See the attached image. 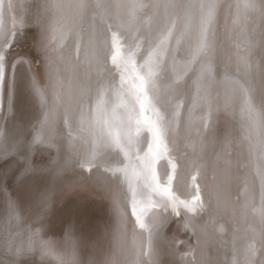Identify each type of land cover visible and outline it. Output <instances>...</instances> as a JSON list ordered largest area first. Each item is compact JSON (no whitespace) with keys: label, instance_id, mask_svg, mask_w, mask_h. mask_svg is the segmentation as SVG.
Returning <instances> with one entry per match:
<instances>
[{"label":"snow or ice","instance_id":"snow-or-ice-1","mask_svg":"<svg viewBox=\"0 0 264 264\" xmlns=\"http://www.w3.org/2000/svg\"><path fill=\"white\" fill-rule=\"evenodd\" d=\"M72 3L81 19L91 11L102 21L110 18L116 22V30H113L112 24L107 25L110 35L103 42L106 49L105 64L110 61L111 67L101 68L99 73L102 75L106 71L111 72L113 78L110 82L99 83L94 97L90 98L87 111L83 108L80 111L78 133H87V137L79 134L73 137L71 132L68 133L73 144L79 140L82 145L87 146L84 151L75 149V163L80 169L89 172L94 168H102L118 181L127 183L131 214L135 217V224L148 233L147 245L142 246L140 255L150 258L153 252V229L162 227L169 208L173 215L179 216L180 208L195 214L204 207L198 185L193 184L194 193L183 198L174 187V182L178 181L177 162L169 148L170 130L176 132L185 123L181 112L185 107L182 94L192 76H196L193 82L195 87L193 109L201 101L207 103L209 89L213 84L223 85L225 109L229 107V102L234 96L239 98L240 112L248 132L246 138L251 139L253 133L259 132L257 143L252 144L250 148L253 152L258 148L264 157V70L258 73L262 81L258 89L253 75L256 68L247 56H242L240 63L244 69V76L238 78L237 75L226 71L218 79L219 74L216 73L211 60L214 51L212 38L218 15L225 8V0H183L182 3L181 0H72ZM64 6L65 0H41L37 5L35 22L38 29H43V35L37 40L36 47L45 55L52 40L58 39V43L62 45L67 33L71 31L70 28L65 29L61 25L58 29H52L58 35L47 39L49 29L43 23L44 15ZM13 7V0H0V86H7L8 67L31 64V61L24 57H20L15 63H11L9 59L12 41L21 35L15 26L14 18L12 27L4 23L5 9L11 10ZM110 8L115 10L111 15ZM177 8H183V15L174 14ZM227 8L232 16V24L240 26L250 19V13L259 11L264 14V0H233ZM157 16L161 19L154 29L152 20ZM137 25L144 26L143 34L134 37L136 40L134 47L126 46V34L140 31ZM177 31L180 32L181 38L188 36L190 39L189 58L183 62L172 55L169 47ZM176 44H180V39H176ZM169 55H172L173 59L171 70L166 60ZM138 56L142 60L139 65ZM202 59L205 62L197 73L194 66ZM178 64H182L180 70L176 68ZM165 77L169 79L167 91L176 93V96L166 97L161 94L158 79L163 80ZM41 84L38 76L31 77L20 85L14 82L12 89L15 93L19 87L33 100L38 98L40 103L47 105L48 92ZM169 104L172 106L171 111L167 108ZM13 106L10 99L9 109L11 110ZM146 112H151L152 115H145ZM64 123H68L67 118L64 119ZM49 127L46 118L41 122L40 130L29 134L30 140L25 138L23 121L19 122L15 132L0 129V157H20L17 182L30 193L33 191L30 181L42 178L50 184L62 175L68 165V161L61 164L52 155L53 149L59 154L61 147L57 146L53 137L46 131ZM201 127L209 133L212 131L207 122ZM44 151L48 152L47 162L36 159V156ZM106 153L122 157L117 161L121 166L104 162L103 157ZM160 161H166L162 173L157 167ZM259 174L260 203L258 207L253 205L251 211L260 217L261 224L264 225V171ZM196 175L191 177L192 181L196 180ZM138 182L147 190V194L140 198ZM49 191V187L35 189L33 205L37 209V214L32 226L27 229L29 233L27 239L9 245V252L15 258L13 264H21L22 259L37 250L42 258L51 256L58 264H78L74 249L71 253L58 252L51 241H46L40 236L41 229L34 227L36 223L42 224L43 217L47 215ZM5 212L10 221L23 223L22 204L12 196L7 197L5 201ZM149 213L152 215L149 216ZM72 230L73 225H69V234ZM249 241L244 248L243 264H264V227L258 233L254 232ZM233 264H239L236 257L233 258Z\"/></svg>","mask_w":264,"mask_h":264},{"label":"rangeland","instance_id":"rangeland-1","mask_svg":"<svg viewBox=\"0 0 264 264\" xmlns=\"http://www.w3.org/2000/svg\"><path fill=\"white\" fill-rule=\"evenodd\" d=\"M38 2L40 3L41 0H38ZM182 2L183 0H181V3ZM232 2L233 0H225V8L220 12L217 18L221 27L216 36V43L218 42L216 44L217 52H215V55L212 54L211 56L212 65L216 73L219 74L218 79L222 77L226 71L237 75L239 78L245 75L243 66L240 63V57L247 56L256 68V73L253 75L256 80V86L259 89L262 81L258 73L264 70V14L259 11L250 13V19L247 20L248 23L246 22L242 23L240 26H234L232 24V16L229 14V9L227 8V5ZM181 9L182 8L175 9L174 14L180 15ZM111 11L114 13L115 10L111 9ZM41 12H43L42 9ZM12 18L15 19V26L22 31L24 37L22 38L20 35L16 40L12 41L13 47L9 50L11 52L10 61L13 59V55L22 51L28 52L26 56L35 67L34 69L38 77H41L40 80H42V83L49 90L50 101L46 111V118H49L48 121L51 126L49 129H46V131L49 130V135L55 133L53 139L58 145L64 144V146H66L70 158L69 161L71 162L70 167L72 166L69 170L64 171L58 179H54L52 185H48L46 179H33L29 182L33 190L30 193L17 184L16 177L18 175V168L8 171V168H10L8 166H10L11 161L13 162V158H0V212L3 201H5L7 197L13 195L15 189L17 190L20 188L19 201L21 204L23 203V223L14 221L12 225L13 236H15L13 238L14 243H17V237L20 239H27L29 234L27 229L32 226V221L36 218L37 209L33 205L35 189L49 187L50 199L47 215L43 217L42 224L36 223L34 227L41 229L40 236L42 235L41 237H44L43 239L46 241H51L58 252L71 253L74 249L78 264H108V262H110V264H233L234 257H236L239 264H242L244 259L242 250H244L246 244L250 242L249 237L240 238L242 231L239 229L240 224L238 222L241 221L239 215L241 213L243 215L244 210L240 208L242 206L238 203H236V205L234 204L240 207L236 208V210L238 209V212H236L237 215L235 218L231 219L233 223L230 221L232 225L229 224V226L227 224V218L224 219L221 212L210 205V186L213 178V171L209 168V165L210 163L216 165L220 155L231 154L233 151L239 152V148L242 146L241 144H243L244 148L242 150L244 151L241 157L243 163H239L242 170L241 168L240 170L237 169L239 168L238 162L236 164L238 167L236 166L235 168V171H238L237 173L241 175V180H237L236 183H233L235 186L233 187L232 185L234 188L233 191L230 185V193L233 194V198H235L236 201L238 196H240L243 200V205L246 202L245 205L247 206L248 204H252L255 195V189L253 187L254 177L252 174L253 165L251 155L246 152L250 149L249 145L252 144L251 141L246 138V135L238 132L227 134L221 131L219 132L217 127L223 126L220 124L216 127L214 125L215 128L210 127L211 129H216L218 133H216L214 129H212L211 134L201 129L196 143L193 141L189 144L188 142L185 143V140L188 138H182L181 140L183 126L177 129L176 132L170 130L169 148L173 158L177 162L178 171V181L174 182V187L182 194L183 198L190 197L194 193L195 189L192 187L193 184L198 185L201 190L204 207L195 214L188 213L185 209L180 208L179 216L173 215L171 208H169L168 212L165 214L166 218L162 227L157 228L158 230L153 229L152 256L150 258L141 256L140 251L142 246L147 245L148 233L141 230L135 224V217L131 214L130 193L127 183L118 181L115 176H112L111 173H105L102 168H94L91 172L80 169L75 163L76 158L74 157V152L77 148L83 151L87 146L82 145L79 140L75 141L74 144L72 142L70 143L68 140L69 132H71L74 137L78 134L87 137V133L86 135L84 133H78L80 111L82 108L85 111L89 108L90 98L94 97L97 85L101 82H110L113 78L111 72L106 71L102 75L99 74L101 68L111 67L110 61L108 64H105L106 49L103 43L110 35L107 31L108 23H105V20L102 21L98 16H94L91 11L81 19L73 6L72 0H65V6L63 8L44 15L43 23L45 27L49 29L47 39H51L53 35H58L53 32L52 29H58L61 25H63L65 29L70 28L71 31L67 33L62 45L58 43V39L52 40L51 44L47 47V55H45L43 52L38 51L37 48H33L32 43L36 40L35 28L33 27L35 20L28 21V23L25 19L19 21L14 7L11 10L5 9L3 19L8 27H12L13 25ZM160 19V16L153 17L152 26L154 29L157 27ZM137 27L140 31H133L126 34V46L134 47L136 44L134 37L143 34L144 26L137 25ZM40 35L42 37V32ZM45 42L47 43V40ZM77 47L79 49L78 52ZM141 51L143 52V48ZM203 61L205 62V60L202 59L197 66L195 65L196 68L201 67L204 63ZM137 62L138 65L142 62L140 56L137 57ZM53 75H55V77ZM168 83L169 80L167 77L163 80L158 79L161 94L166 97L176 96V93H169L167 91ZM221 86L223 87V85L220 84H213L209 89V99H207L212 100L218 88H222ZM0 90L2 93V88ZM57 97L59 98L58 100L56 99ZM185 97L186 94L183 92L182 100L184 105L186 103ZM128 98L126 94V99ZM157 107H159V105H157ZM171 107L170 104L167 105L169 111H171ZM181 112L183 113V111ZM145 115L151 116L152 113L146 112ZM65 118H67L68 123H64ZM233 125L236 126V123ZM54 136L56 138H54ZM58 136L59 138H57ZM178 136L180 137L178 138ZM189 149H191L192 152L191 150L189 152ZM224 150H227V152ZM191 153L194 155L192 156ZM106 154L103 157L104 162L112 163L114 166H121L117 161L121 160L122 157H117L115 154ZM239 154V156H241V153ZM52 155L54 156L53 152ZM190 157H192V159ZM36 159H42L47 162L48 152L44 151L39 153ZM210 160L212 161L209 162ZM214 165L211 167L213 168ZM165 166L166 161H160L157 165L161 173L162 170L164 171L163 168H165ZM197 171L199 176L196 175ZM193 175H196L197 181H192L191 177ZM122 180L123 178L121 177V181ZM68 194L86 203L85 206L89 212H91L92 215H96V218L92 217V219L87 222L77 225V228L73 229L71 234H69L68 228L66 227V221L68 220L66 212ZM146 194L147 190L143 188L141 182H138V198ZM232 194H230V198ZM245 194H247V196ZM240 209H242L241 212H239ZM238 213L240 214L238 215ZM151 215L152 213H149V216ZM214 215H216L215 219ZM211 216L213 218L212 221L210 220ZM216 225L220 228H217V231L215 230ZM22 230L24 233H22ZM245 230L244 228V231ZM240 249L242 250L240 251ZM6 251L7 253L5 251H0V264H13L14 261L11 258V254L8 253V249H6ZM32 253V255H28L22 259L21 264H37L38 260L44 262V264L58 263L57 260L51 256H44L42 258L38 250ZM159 259L162 260V262Z\"/></svg>","mask_w":264,"mask_h":264},{"label":"bare ground","instance_id":"bare-ground-1","mask_svg":"<svg viewBox=\"0 0 264 264\" xmlns=\"http://www.w3.org/2000/svg\"><path fill=\"white\" fill-rule=\"evenodd\" d=\"M13 3H14V9L16 11V16L18 17L19 21L25 19L27 21V23H28V21H32V20L34 21L35 20V16L37 15L36 14V8H37V5L39 3L38 0H13ZM112 11H111V9L109 10V14L110 15L113 13ZM183 12H184V10L182 8L181 9V12H180V15H183ZM14 13H13V15H14ZM104 22L105 23H108V24H112L113 25V30H116V27H115L116 22L115 21H113L112 19L109 18V19L105 20ZM24 24H26V23H24ZM33 27L35 28V33H36V38L35 39L36 40L33 41L32 44H33V48L36 49L37 48L36 47V42H37V40L41 39L40 33L42 32V34H43V30L42 29H38V27L36 25V22H35V24H34ZM220 27H221L220 26V23H218V21H216L215 26H214V30H215L214 37L212 38L213 39V43H214V51H213L212 54H214V55H215V52H217V45L216 44L218 42L216 43V36L219 33ZM19 28H20V26H19ZM21 37L22 38L24 37V34L22 33V31H21ZM176 39H180V44L179 45L176 44ZM189 44H190L189 37L188 36H184V37L181 38L180 32L177 31L176 34H175L174 40L172 41V43L169 46L170 47V52H172V55H175L181 62H183V61H185V60H187L189 58L188 57ZM177 48H178V51H176ZM27 54H28V52H26V51L19 52L18 54L13 55V59H11L10 62L11 63H15L16 60H18L20 57H24L25 59H28L29 60V58L26 56ZM172 55H169L166 58L170 70L172 68V63H173ZM196 66H194V68L196 69V71L198 73V70H199L200 67L196 68ZM34 68L35 67L33 66V64H30V65L29 64H23V65L16 64V66L14 68L8 67L6 69L7 86H0V89L2 88V93L0 92V108H1L0 109V111H1V113H0V129H7L10 132H15L16 131V128H17V125L19 124V122L20 121H23V123H24V130L23 131H24V134H25V138L28 139V140L31 139V135H29V134H34L36 130H40V128H41V122L46 119V115H47L46 114V111H47V107H48L50 98H49L48 104L47 105H44V104L40 103V101H39L38 98L36 100H33L31 96H29L25 91H23V89H21L19 87H17L16 90H15V93H13L12 85H13L14 82L17 85H20L23 81H25L28 78L37 77L38 74H37V72H36V70ZM176 68H177V70H180L182 68V64L176 65ZM190 75H191V73H190ZM53 76L55 77V75H53ZM195 80H196V76L193 75L192 76V80L189 81V83H188V87L183 91L186 94V97H185L186 98V100H185L186 103H185L184 109L181 110V111H183V113H182L183 114V120L185 121V123H184V125L182 127L183 128L182 129L183 132H182L181 140H182V138L183 139L188 138V139L185 140V143L188 142L190 144L193 141L196 143V141L198 140V135H199V133H200V131L202 129L201 126L205 122L209 123L210 127H214V125L216 127V126H219L220 124L223 125L222 127L221 126L217 127V130L219 132L221 131V132H224L226 134L227 133L238 132L240 134H243V135L248 136V132H247L246 127H245V120H244V117L242 116V114L240 112V101H239V98L237 96H234L232 98V100L229 102V107L227 109H225V106H224V94H225L224 86L223 87L221 86L222 88H220V87L218 88V91L215 93L214 98L212 100L211 99L208 100L209 99V97H208L207 103L201 101L199 103V105L193 109L192 100H193V98L195 96V87H194L193 82ZM55 83H58V82H55ZM57 85H59V84H57ZM41 87L42 88H46V86L43 83L41 84ZM211 91H212V89H211ZM47 92H48V96H50L48 89H47ZM214 92H215V90H214ZM210 95H212V94H210ZM69 97H70V94H69ZM10 99L12 100V103L14 105L11 110L9 109V101H10ZM74 117H75V115H74ZM48 120H49V118H48ZM218 122H220V123H218ZM234 123H236V126L233 125ZM76 124H77V122H76ZM214 128H212V129H214ZM214 131L216 133H218L216 131V129H214ZM57 132H56V134H57ZM54 134L55 133H53V135ZM81 134H83V133H81ZM84 134L86 135V133H84ZM180 134H181V132H180ZM50 135L53 137L52 134H50ZM62 135H63V133H62ZM179 137L180 136H178V138ZM54 138H56V137L54 136ZM57 138H59V136ZM258 139H259V132L257 131L256 133H253L251 135V139H249V140L251 141V144H255V143H257ZM68 140L71 143L70 139H68ZM56 144H57V142H56ZM241 145L242 146L239 148V152H236V151L234 152L233 151V153H231V154L222 155V156L220 155L218 157V159H217L219 161L216 163V165L210 163L209 168H211L212 171H213V175H212L213 178L211 180V186H210L211 188H210V198H209V202H210V205L211 206L215 207L217 210H219L221 212V214L224 216V219L227 218V224L228 225L230 224L231 219L235 218V216L237 215L236 212H238V209L236 210V208L242 206L240 208H242L244 210V214L242 215V213L241 214L238 213V215L240 214L242 217L239 215V217H240L239 219H241V221L238 222L240 224V228L238 226L237 227L242 231V234H241V237L240 238H246V237L247 238L248 237L250 238L253 235L254 232L255 233H258L260 231V229L262 227H264V225L261 224L260 217L258 215H256V214H254L251 211V208H252L251 205H253V203H254V206H257V207L259 206V203H260L261 175L259 173L261 171H264V157L261 156L260 151H259L258 148H257V150L255 152H253L251 150V148L246 151V152H248V154L251 155V158H252V159L251 158L250 159H251L252 165H253V166L252 165L251 166H252V169H253L252 174H253V177H254L253 178V187L255 189V195L253 194L254 195V197H253V203L252 204H248V206H247V205H245L247 203L246 202V203H244V205H245L244 206L243 205V202H242L243 200H242V198L240 196H238L237 201H236V199L233 198V194L230 193V188L232 187L233 183L234 182L236 183L237 180H241L240 179V176L241 175H239L237 173L238 171L237 172L235 171V168L237 166L236 165L237 162H238V164L240 162H241V164L243 163V160H242L241 157H242V152L244 151V150H242L244 148V146H243V144H241ZM57 146L58 147H61V152L58 154L57 151H56V149H53L52 152L54 153V156L57 158V160H58L59 163L63 164L65 161H68V165H67V168L65 170V171H67V170H69L72 167V166L70 167V163L71 162L69 161L70 158H69V155L67 153V148H66V146H64V144L63 145H58L57 144ZM249 146H251V145H249ZM249 146H248V148H249ZM191 149H192V147H191ZM191 149H189V152H190ZM224 151L227 152V150H224ZM191 152H192V150H191ZM239 153H241V156H239L240 155ZM193 155L194 154H192V156ZM243 156H244V154H243ZM0 158H8V159H12L13 158L12 159L13 162L11 160H7V161H11L10 162V166H8V167H10V168H8L9 170L6 167V169L8 171L17 169L19 167L20 157H0ZM190 158L192 159V157H190ZM72 161H74V160H72ZM211 161L212 160H210L209 162H211ZM7 164H9V163H7ZM74 165H75V163H74ZM212 165H214L215 168L214 167L212 168L211 167ZM240 168H241V166L239 164V168H237V169L240 170ZM233 169H234V171H233ZM241 170H242V168H241ZM71 172H72V170H71ZM162 172H163V170H162ZM234 172L236 174H238V175H236ZM242 172H241V174H242ZM244 172H247V171H244ZM47 184L48 185H52L53 184V181H51L50 184H49V182ZM81 185H82V182H81ZM230 185H231V187H230ZM79 187H80V184H79ZM233 187H235V186L233 185ZM233 187H232V191L234 189ZM237 187H239V186H237ZM76 188H78V187H76ZM125 189H126V187H125ZM243 189H244V187H243ZM91 190H93V189H91ZM245 190H246V187H245ZM140 193H141V191H140ZM230 194H232L231 195V198H230ZM243 194H244V192H243ZM245 195L247 196V194H245ZM11 196L19 201V199H20V188H18L17 190L15 189L14 194L11 195ZM246 196H245V198H246ZM67 197H68L67 198L68 205H67V211H66L67 212V215H68V217H67L68 220L66 221V224H67L66 227L67 228H69V225H73V229H75V228H77V225L83 224V223L87 222L88 220L92 219V217L96 218V215L95 214L92 215V213L89 212V210L85 206L86 203H84L83 201L77 199L75 196L70 195V194H68ZM116 198H118V197H116ZM86 199H88V198H86ZM5 201H3L2 205H1L2 206L1 208L2 209H1V212H0V251H2V252L5 251L7 253L6 249H8V253H10L9 252V245L11 243H14V239L13 238L15 237V236H13V232H12V225H13L14 221H10L8 219L7 213L5 212ZM234 201H236V202H234ZM236 203H238L240 206L239 205L238 206H235ZM242 209H240L239 212H241ZM212 216H213V214H212ZM212 216L210 218L211 221L213 219ZM215 217H216V215H214V219H215ZM232 223L230 225H232ZM215 227H214L215 230L217 228L220 229L219 226H217V225ZM244 228L246 229L245 231H244ZM236 232H237V230H236ZM22 233H24V231ZM20 240L21 239L19 237H17V243H19ZM241 250L242 249H240V251ZM242 252L244 254V250H242ZM68 253H70V252H68ZM32 254L33 253H30L29 255H32ZM11 258L14 261L15 258L12 255H11ZM35 258L37 259L36 256H35ZM76 258H77V256H76ZM160 261L162 262V260H160ZM37 264H44V262L38 260V263Z\"/></svg>","mask_w":264,"mask_h":264}]
</instances>
